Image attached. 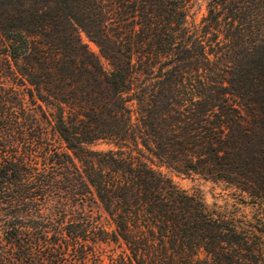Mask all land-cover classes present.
<instances>
[{
	"label": "trees",
	"instance_id": "1",
	"mask_svg": "<svg viewBox=\"0 0 264 264\" xmlns=\"http://www.w3.org/2000/svg\"><path fill=\"white\" fill-rule=\"evenodd\" d=\"M5 1L0 264H264V0H210L203 26L187 0ZM163 167L233 184L254 221Z\"/></svg>",
	"mask_w": 264,
	"mask_h": 264
},
{
	"label": "rangeland",
	"instance_id": "2",
	"mask_svg": "<svg viewBox=\"0 0 264 264\" xmlns=\"http://www.w3.org/2000/svg\"><path fill=\"white\" fill-rule=\"evenodd\" d=\"M209 1L210 0H187L186 10H187V23L189 25L197 24L203 26V19L209 13ZM5 0H0V10L6 8ZM18 4L24 10L29 9L31 6H44L53 5V0H18ZM53 12V10H52ZM54 13V12H53ZM84 41L89 44L90 48L100 53L98 45L91 41L85 31H81ZM4 66L0 65V70H3ZM49 137L57 145L62 144V140L59 136L50 132ZM93 149L108 150L110 145L106 142H97L91 145ZM174 182L181 188L186 189L190 193L199 194L207 207L215 212L216 214L228 218H235L236 220H243L244 222L254 221L255 209L251 204L244 202L241 196L240 190L236 188L233 184H230L224 180L208 179L204 178L198 174L190 173L185 174L182 172H177L175 170H170L165 167L162 168ZM95 215H98L96 211ZM100 250L107 257L110 254H120L123 250V246L119 244H108L102 243L97 244Z\"/></svg>",
	"mask_w": 264,
	"mask_h": 264
}]
</instances>
